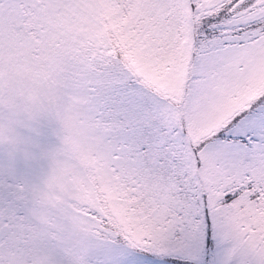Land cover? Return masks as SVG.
<instances>
[{
  "label": "snow or ice",
  "instance_id": "snow-or-ice-1",
  "mask_svg": "<svg viewBox=\"0 0 264 264\" xmlns=\"http://www.w3.org/2000/svg\"><path fill=\"white\" fill-rule=\"evenodd\" d=\"M0 264H264V0H0Z\"/></svg>",
  "mask_w": 264,
  "mask_h": 264
}]
</instances>
